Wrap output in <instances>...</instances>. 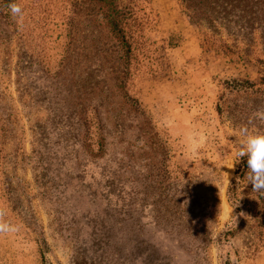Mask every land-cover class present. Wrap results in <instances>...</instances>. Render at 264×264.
<instances>
[{
    "label": "rangeland",
    "instance_id": "374dc122",
    "mask_svg": "<svg viewBox=\"0 0 264 264\" xmlns=\"http://www.w3.org/2000/svg\"><path fill=\"white\" fill-rule=\"evenodd\" d=\"M112 1L0 13V264H264V0Z\"/></svg>",
    "mask_w": 264,
    "mask_h": 264
},
{
    "label": "clouds",
    "instance_id": "9594fccd",
    "mask_svg": "<svg viewBox=\"0 0 264 264\" xmlns=\"http://www.w3.org/2000/svg\"><path fill=\"white\" fill-rule=\"evenodd\" d=\"M9 9L13 17H23V11L20 5L16 3L9 4ZM257 115H264L258 113ZM240 137L239 145L235 152V158H246L248 168L247 180L253 186V191L264 192V134L251 133L247 128L238 130ZM0 231L6 233H17L20 231V225L2 223Z\"/></svg>",
    "mask_w": 264,
    "mask_h": 264
},
{
    "label": "trees",
    "instance_id": "16d2710c",
    "mask_svg": "<svg viewBox=\"0 0 264 264\" xmlns=\"http://www.w3.org/2000/svg\"><path fill=\"white\" fill-rule=\"evenodd\" d=\"M97 2L100 3L103 7H105L107 9L106 12H103L102 16H103V19L106 20L105 27L108 28L109 34L114 39H116L118 43L120 42L122 49H124V51L127 53L128 48L126 45V41H125V38H124V35H123L121 29L119 28V23H120L121 19L118 17V11L113 5V1L112 0H97ZM11 3H15V0H0V13L3 11L5 13V15H8V13L10 11L9 4H11ZM119 16H122V15L119 14ZM116 18H119V19L116 20ZM125 58L127 59V56ZM125 58H124V60H126ZM124 62H126V61H124ZM125 74L126 73L123 72L120 79H123ZM243 83L247 84V85L250 84L248 81H243ZM121 87L124 88V85H122V82L120 81L118 88H121ZM124 98H125V101L127 103L131 102L132 107L137 108V102L130 99L126 94H124ZM100 149L101 148H99V151H100ZM99 151H97V152H99ZM245 165H246V163H245ZM43 260H44V258H43Z\"/></svg>",
    "mask_w": 264,
    "mask_h": 264
}]
</instances>
